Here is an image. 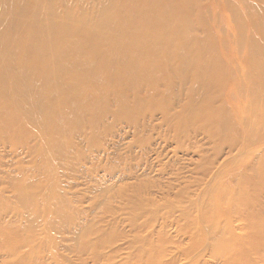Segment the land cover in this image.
<instances>
[{
	"label": "rangeland",
	"instance_id": "1",
	"mask_svg": "<svg viewBox=\"0 0 264 264\" xmlns=\"http://www.w3.org/2000/svg\"><path fill=\"white\" fill-rule=\"evenodd\" d=\"M31 1L9 0V3L28 9ZM103 1L93 0V3L98 5ZM158 1L159 4L151 0L141 9L155 14L156 29L151 21L146 22L142 33L134 32L132 37L140 34L141 43L143 39H155V44L168 52L172 61L182 60L183 55L188 57L192 52L199 67H204L214 79L209 105L218 111L217 119L222 114L228 122V138H223L217 126L209 128L214 131L212 134L199 125L189 126L183 132L175 131L172 114L182 113L190 95L198 88V81L192 77L180 87L171 76L162 74L160 102L145 104L153 108L147 107L132 117L120 113L118 104L110 101L109 109H102L100 118L94 122L93 114L83 110L88 104L84 103L80 124L76 123V115L71 117L75 127L70 126L67 140L50 145L54 176L50 181L59 190L60 199L69 202L67 210L74 218V225L54 231L55 255L45 256L41 250L43 264L57 261L59 264H135L136 258L143 259L146 249V252L161 250L159 259L166 264H227L222 256L217 255L216 259L210 253L223 241H238L248 234L249 212L253 213L254 219L249 217L254 223L260 218L262 223L257 232L262 238L253 241L255 249L248 252L252 259L246 264H264V86H257L254 79L250 82L253 74L249 77L252 68L246 64L247 43H236L237 28L226 8L232 2ZM236 9L241 17V37L246 38L253 30L254 40L263 42L256 34L264 29V0H236ZM250 9L258 20L248 31ZM247 12L248 18H243ZM184 17L187 27L172 32V23H182ZM114 36L118 42L121 36ZM142 89L131 93L143 95ZM252 93L257 109L251 108ZM171 96L172 103L167 106ZM109 97L114 99L116 94ZM78 109L76 106L72 111ZM256 116L261 117L258 122ZM17 133L15 126L0 124V194L8 199L14 196L8 178H30L35 183L33 189L40 191L51 184L41 166L45 140L36 135L20 138ZM241 182L245 184V200L251 205L242 209H234V205L231 209L223 208L221 203L233 202L232 188ZM215 194L218 198H214ZM204 212L217 221L216 229H208L210 222L203 218ZM256 213L263 215L255 218ZM18 218L15 209L0 208L1 222L23 224ZM35 225L43 236L44 220L39 219ZM201 229L205 234L197 241L192 233L198 235ZM219 232L218 245L215 237ZM77 235L84 237L86 248L73 247ZM11 259L7 251L0 250V264H12Z\"/></svg>",
	"mask_w": 264,
	"mask_h": 264
},
{
	"label": "bare ground",
	"instance_id": "2",
	"mask_svg": "<svg viewBox=\"0 0 264 264\" xmlns=\"http://www.w3.org/2000/svg\"><path fill=\"white\" fill-rule=\"evenodd\" d=\"M150 1L104 0L97 5L93 0H60L58 3L32 0V6L24 9L18 4H10L9 0H0V124L15 126L20 138L36 135L45 140L41 166L49 181L54 178L53 159H50L53 150L50 145L67 140L70 126L75 127L71 124V117L76 115V123L80 124L84 110L93 114V121L96 122L101 110L109 109L110 101L118 104L120 113H128L129 117L132 114L139 115L147 107L153 108L152 105L160 102L163 96L159 90L162 74L171 76L172 81L180 87L191 80L190 77L198 81V91L190 95L185 109L183 107L184 111L172 114V125L176 132H183L189 126L199 125L206 129L217 126L223 138H228V122L222 114L217 119L218 111L209 105L213 92L211 89L215 88L214 79L207 75L209 71L199 67L198 59L192 52L188 57L183 55L182 60L172 61L169 53L155 44V39H143L144 43L140 42L139 35L145 28L144 23L151 21L153 29L157 27L154 26L155 14L141 11ZM155 1L159 4L158 0ZM227 2H232L226 8L237 28L236 43H247L246 64H251L252 68L249 77L253 74L250 82L254 79L256 85L262 88L264 40L260 43L255 41L253 30L248 32L246 38L241 37V17L235 10L236 0ZM182 14L185 15V11ZM250 14L252 18L248 31L253 29V24L258 20L252 9ZM18 15L21 17L17 18ZM248 15L247 12L242 17L248 18ZM182 20V23H172V32L187 27L185 17ZM169 23L165 22L167 25ZM134 32L140 34L133 38ZM115 34L122 37L118 38V42ZM256 37L264 39V29H259ZM187 43L184 41V44ZM254 64H257L256 68ZM140 89L145 90V94L133 95ZM114 93L116 97L111 99L109 96ZM169 99L171 101L166 102L167 106L172 103V96ZM250 102L251 108L257 109L254 93ZM84 103H88V106L83 107ZM76 106L79 109L73 112L72 108ZM260 116H256L255 121L258 122ZM212 119L220 124L214 125ZM209 130L211 134L214 133ZM8 183L14 190V198H3L0 194V208L15 209L18 221L23 220L24 223L0 221V250L10 254L12 259L8 261L12 264H43L41 250L45 256L55 255L54 231L59 232L74 225V218L67 210L69 202L60 199L61 194L51 181L49 188L43 191L36 187L33 189L35 183L30 178H8ZM232 192L233 202H223L225 206L221 203L223 208L231 209L234 205V209H242L247 204L251 205L245 200V184L237 183ZM218 194L214 198H218ZM249 215L254 219L253 213L246 215L248 234L238 241H223L220 249L211 251L212 257L217 259V255H220L227 264H246L251 261L252 256L248 252L255 249L253 241L262 238L257 232L262 222L258 218V222L254 223ZM262 215L256 213L255 218ZM202 216L206 222H210L208 229H214L217 221L207 216V212L202 213ZM39 219L45 222L43 236L36 230L35 224ZM204 234L205 231L201 229L200 234L193 232L192 237L198 241ZM220 234L215 237L218 245L221 242ZM84 242V237L77 235L73 239V247L86 248L88 244ZM146 251L142 260L136 258L135 264H166L159 259L161 250ZM55 264H59L58 261Z\"/></svg>",
	"mask_w": 264,
	"mask_h": 264
}]
</instances>
